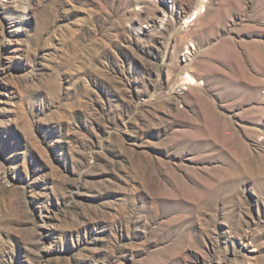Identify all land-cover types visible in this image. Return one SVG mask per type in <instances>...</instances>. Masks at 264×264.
<instances>
[{
  "label": "rangeland",
  "instance_id": "obj_1",
  "mask_svg": "<svg viewBox=\"0 0 264 264\" xmlns=\"http://www.w3.org/2000/svg\"><path fill=\"white\" fill-rule=\"evenodd\" d=\"M0 264H264V0H0Z\"/></svg>",
  "mask_w": 264,
  "mask_h": 264
}]
</instances>
